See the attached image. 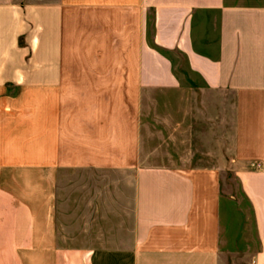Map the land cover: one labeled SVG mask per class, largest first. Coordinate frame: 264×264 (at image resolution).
I'll return each instance as SVG.
<instances>
[{
	"label": "crops",
	"instance_id": "1",
	"mask_svg": "<svg viewBox=\"0 0 264 264\" xmlns=\"http://www.w3.org/2000/svg\"><path fill=\"white\" fill-rule=\"evenodd\" d=\"M228 148L264 264V0H0V264H222Z\"/></svg>",
	"mask_w": 264,
	"mask_h": 264
},
{
	"label": "rangeland",
	"instance_id": "2",
	"mask_svg": "<svg viewBox=\"0 0 264 264\" xmlns=\"http://www.w3.org/2000/svg\"><path fill=\"white\" fill-rule=\"evenodd\" d=\"M175 71L180 76L184 87L180 92L175 95H186L191 96L193 94H200V90L196 88L195 91L188 89L185 84L191 79L190 73L186 70L182 58L176 57ZM229 97V96H228ZM168 108H170L171 103H167ZM187 119H185L186 122ZM229 126V124H228ZM186 137L182 136L179 142L172 143L168 140L164 143L166 149H164V156L169 162L170 159H176L181 162L182 157H191V164H213L216 162L219 154L218 151L213 150H201L195 149L193 151L186 150L184 146L186 145ZM229 146V142H228ZM178 147V148H177ZM183 147V148H182ZM193 153V154H192ZM226 166H222L221 173V196L223 207L226 212V227H227V242H222L220 246V254L222 257V264H247L242 259L245 254L250 253L255 249L254 239H252L251 232L240 234V229L248 226L250 228V215L248 205L245 200H243L238 182L233 175V161L231 157V152L229 148L226 151Z\"/></svg>",
	"mask_w": 264,
	"mask_h": 264
},
{
	"label": "built area",
	"instance_id": "3",
	"mask_svg": "<svg viewBox=\"0 0 264 264\" xmlns=\"http://www.w3.org/2000/svg\"><path fill=\"white\" fill-rule=\"evenodd\" d=\"M257 167H260L259 165H256Z\"/></svg>",
	"mask_w": 264,
	"mask_h": 264
}]
</instances>
